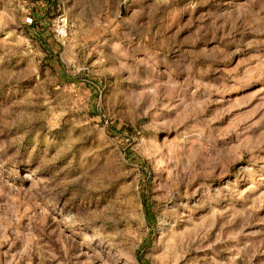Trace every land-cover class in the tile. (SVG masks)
Masks as SVG:
<instances>
[{"label":"rangeland","instance_id":"rangeland-1","mask_svg":"<svg viewBox=\"0 0 264 264\" xmlns=\"http://www.w3.org/2000/svg\"><path fill=\"white\" fill-rule=\"evenodd\" d=\"M0 264H264V0H0Z\"/></svg>","mask_w":264,"mask_h":264},{"label":"built area","instance_id":"built-area-1","mask_svg":"<svg viewBox=\"0 0 264 264\" xmlns=\"http://www.w3.org/2000/svg\"><path fill=\"white\" fill-rule=\"evenodd\" d=\"M23 24L31 26L34 24V18L31 15H27L23 19ZM70 33V24L61 15H58L53 21V34L57 41H65Z\"/></svg>","mask_w":264,"mask_h":264},{"label":"crops","instance_id":"crops-1","mask_svg":"<svg viewBox=\"0 0 264 264\" xmlns=\"http://www.w3.org/2000/svg\"><path fill=\"white\" fill-rule=\"evenodd\" d=\"M36 25V24H35ZM38 25H41V23H38ZM35 27H37V26H35ZM41 30H43L42 28H41Z\"/></svg>","mask_w":264,"mask_h":264}]
</instances>
